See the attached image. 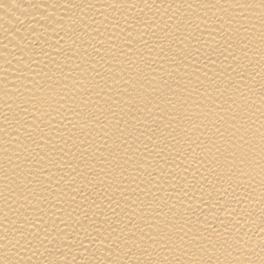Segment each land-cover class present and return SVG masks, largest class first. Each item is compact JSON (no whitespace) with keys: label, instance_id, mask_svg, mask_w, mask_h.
I'll use <instances>...</instances> for the list:
<instances>
[{"label":"bare ground","instance_id":"bare-ground-1","mask_svg":"<svg viewBox=\"0 0 264 264\" xmlns=\"http://www.w3.org/2000/svg\"><path fill=\"white\" fill-rule=\"evenodd\" d=\"M0 264H264V0H0Z\"/></svg>","mask_w":264,"mask_h":264}]
</instances>
